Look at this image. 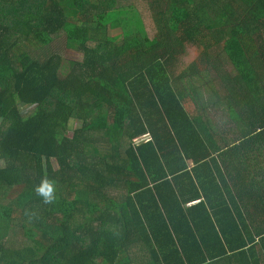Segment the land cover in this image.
Here are the masks:
<instances>
[{
  "label": "trees",
  "instance_id": "trees-1",
  "mask_svg": "<svg viewBox=\"0 0 264 264\" xmlns=\"http://www.w3.org/2000/svg\"><path fill=\"white\" fill-rule=\"evenodd\" d=\"M0 122V264H264V0H0Z\"/></svg>",
  "mask_w": 264,
  "mask_h": 264
},
{
  "label": "rangeland",
  "instance_id": "rangeland-1",
  "mask_svg": "<svg viewBox=\"0 0 264 264\" xmlns=\"http://www.w3.org/2000/svg\"><path fill=\"white\" fill-rule=\"evenodd\" d=\"M54 47H56V49H61L63 51V55L65 56L66 59H68V57H71L69 52H66V48L64 46L63 40L62 39H58L55 44H53ZM202 49H198V46H189L188 49L186 50L184 55H180L178 61L175 62V68L176 70L185 68L186 66H188V61L193 59V58H198L199 54L202 53ZM64 65H68L67 61L64 60ZM66 66L63 67V71H67L65 70ZM234 66L232 65V67L230 68V70L233 72L234 70ZM180 71V70H179ZM22 106V104H20ZM196 113V112H195ZM1 124V122H0Z\"/></svg>",
  "mask_w": 264,
  "mask_h": 264
},
{
  "label": "clouds",
  "instance_id": "clouds-1",
  "mask_svg": "<svg viewBox=\"0 0 264 264\" xmlns=\"http://www.w3.org/2000/svg\"><path fill=\"white\" fill-rule=\"evenodd\" d=\"M37 195L43 198L44 203H52L55 200V184L47 178L42 179L41 183L35 188Z\"/></svg>",
  "mask_w": 264,
  "mask_h": 264
}]
</instances>
